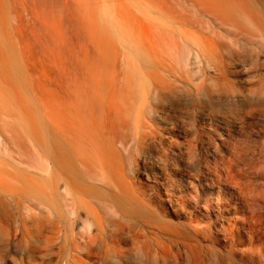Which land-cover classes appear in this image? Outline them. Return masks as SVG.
Segmentation results:
<instances>
[{
	"label": "bare ground",
	"instance_id": "obj_1",
	"mask_svg": "<svg viewBox=\"0 0 264 264\" xmlns=\"http://www.w3.org/2000/svg\"><path fill=\"white\" fill-rule=\"evenodd\" d=\"M176 2L179 21L159 25L152 9L143 45L132 39L140 72L116 57L111 78L69 82L48 115L27 107L19 67H0V264H162L163 239L180 235L135 183L156 161L166 176L230 189L233 212L248 209L243 224L264 210L243 169L264 162V0ZM204 112L222 135L196 128ZM185 120L192 137L167 145ZM211 227H194L195 241ZM150 237L155 248H141Z\"/></svg>",
	"mask_w": 264,
	"mask_h": 264
},
{
	"label": "rangeland",
	"instance_id": "obj_2",
	"mask_svg": "<svg viewBox=\"0 0 264 264\" xmlns=\"http://www.w3.org/2000/svg\"><path fill=\"white\" fill-rule=\"evenodd\" d=\"M152 9L159 25L165 21L176 23L186 15L176 0H0V67L18 66L25 80L27 107L48 115L54 96L68 94L71 89L67 86L73 81L87 83L111 78L110 66L116 57L128 62L135 72L143 69L130 48L132 39L137 46L143 45ZM219 111L227 113L219 109L216 113ZM209 115H199L196 128L206 132L216 129L222 135L225 127L221 119H210ZM185 122L179 123L181 137L165 135L167 145L184 144L192 137L193 122ZM159 126L168 127L163 123ZM213 139L218 143V136ZM203 157L208 159L206 152ZM247 164L242 168L250 176L253 196L264 203V162L249 160ZM177 168L184 171L181 164ZM166 173L156 161L155 167L150 166L135 177L146 199L165 211L166 226L180 235L179 241L163 239L166 258L162 264H264L261 203L251 208L255 220L243 224L248 209L233 212L236 206L242 207L235 201L236 194L212 183L214 178L197 180L186 172L183 178L173 171L171 176ZM196 194L200 199H194ZM181 198L189 202L180 204ZM260 214L263 218L257 220ZM208 224L212 225L211 238L195 241L194 227ZM154 244V237H150L140 247L152 250Z\"/></svg>",
	"mask_w": 264,
	"mask_h": 264
}]
</instances>
